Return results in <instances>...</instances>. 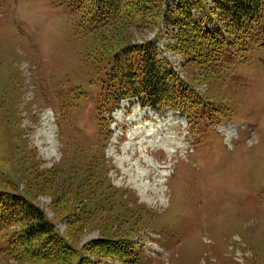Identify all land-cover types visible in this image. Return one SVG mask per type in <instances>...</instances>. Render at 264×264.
Wrapping results in <instances>:
<instances>
[{
	"label": "rangeland",
	"instance_id": "374dc122",
	"mask_svg": "<svg viewBox=\"0 0 264 264\" xmlns=\"http://www.w3.org/2000/svg\"><path fill=\"white\" fill-rule=\"evenodd\" d=\"M76 1L0 0L1 185L24 192L34 173L104 157L109 182L125 191L126 208L135 211L125 226L142 264H264V41L259 28L252 38L257 45L229 57L225 77L222 70L211 82H198L196 67L165 48L164 20L158 28L135 32V39L153 41L197 93L209 96L215 85L219 95L210 99L219 109L194 106L191 120L170 107L158 113L127 98L103 118L96 109L99 77L82 60L87 42L76 27L81 16ZM190 10L196 17L206 13L199 5ZM206 21L211 30L217 28L214 18ZM222 120L248 123V132L232 130L237 138L232 141L230 133L227 137L217 128ZM33 197L64 233L63 203L53 202L47 192ZM102 219L78 237L79 248L105 233L99 229ZM0 264H5L1 257Z\"/></svg>",
	"mask_w": 264,
	"mask_h": 264
},
{
	"label": "trees",
	"instance_id": "16d2710c",
	"mask_svg": "<svg viewBox=\"0 0 264 264\" xmlns=\"http://www.w3.org/2000/svg\"><path fill=\"white\" fill-rule=\"evenodd\" d=\"M196 5L205 8V15L192 13ZM76 8L81 12L76 27L87 42L82 60L99 77L96 109L103 118V112L110 117L124 98L138 99L161 113L170 107L191 120L194 106L219 109L210 99L219 95L215 85L209 96L197 93L191 83L180 79L153 41L133 37L137 31L158 28L164 20L165 48L182 54L184 65L196 67L198 82H211L222 70L225 77L228 58L242 56L257 45L252 40L256 28L264 41V0H213L211 4L208 0H77ZM208 17L216 20L215 30L207 27ZM235 79L233 75V83ZM98 147H103L102 139ZM102 158H92L80 167L71 164L34 173L24 192L0 183V257L5 264H11L9 260L16 264H142L126 230L135 211L126 208L125 191L109 182ZM45 192L53 202L63 203L68 219L64 233L34 201L33 195ZM98 218H103L99 229L106 234L90 238L79 248L78 237ZM110 220L118 226L109 225Z\"/></svg>",
	"mask_w": 264,
	"mask_h": 264
}]
</instances>
